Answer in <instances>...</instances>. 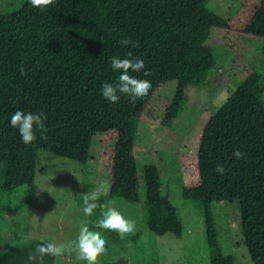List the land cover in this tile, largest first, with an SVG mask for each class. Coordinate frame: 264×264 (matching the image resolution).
<instances>
[{
	"label": "trees",
	"instance_id": "1",
	"mask_svg": "<svg viewBox=\"0 0 264 264\" xmlns=\"http://www.w3.org/2000/svg\"><path fill=\"white\" fill-rule=\"evenodd\" d=\"M199 1L206 5L211 0ZM178 3L54 0L41 10L23 0L13 35L0 43V217L12 219L28 203L20 201L18 194L22 187L34 185L38 150L86 162L96 132H116L106 197L139 202L133 147L145 107L160 85L176 81L162 120L169 125L187 100L185 88L205 82L215 66L212 49L205 43L211 28L228 26L225 18L205 9L182 23L177 17ZM241 31L260 38L264 48V0ZM125 38L136 46H121ZM112 57L144 60V70L129 74L151 81L147 96L132 100L119 94L117 103L102 96L101 85L115 83L120 75L111 67ZM17 110L46 116L45 130L36 129L37 139L30 145L10 125ZM237 150L243 153L240 159L233 155ZM218 165L224 166L223 174L216 172ZM197 175L198 184L184 187L182 196L203 211L210 264L234 261L222 252L211 213V203L222 200L238 201L244 244L252 262L264 264V74L251 72L204 125L197 148ZM143 181L146 229L180 239L182 222L162 194L155 166L143 167ZM98 203H105V198ZM90 217V230L99 231L107 241L105 252L123 242L117 232L94 226L101 218L99 208ZM42 240L0 247V264H28L29 253ZM55 259L45 256L43 264H54ZM98 264L129 262L119 257Z\"/></svg>",
	"mask_w": 264,
	"mask_h": 264
},
{
	"label": "rangeland",
	"instance_id": "2",
	"mask_svg": "<svg viewBox=\"0 0 264 264\" xmlns=\"http://www.w3.org/2000/svg\"><path fill=\"white\" fill-rule=\"evenodd\" d=\"M23 0H0V43L8 41L18 23ZM261 0H179L177 17L189 23L205 9L228 22L212 27L206 44L211 47L215 66L205 82L185 88L187 100L169 125H164L166 107L171 102L176 81L160 85L140 118L133 154L139 179V202L107 198L116 132H96L89 157L78 162L46 150H38L34 185L22 187L19 200L26 205L12 219L0 217V247L43 238L63 244L66 251L54 264H87L77 259L75 242L82 224L91 221L83 212V195L107 188L101 197L114 201L136 230L119 245H111L98 263L124 257L129 264H210L203 211L186 203L182 190L198 184L197 148L208 119L251 72L264 74V48L260 38L245 35L247 24ZM157 168L162 194L174 205L183 226L180 239L171 234L158 236L145 227L143 167ZM211 213L219 245L233 264H254L244 244L238 201H213ZM139 232V233H138ZM139 234L134 241L132 238ZM102 234V233H101ZM103 236V235H102Z\"/></svg>",
	"mask_w": 264,
	"mask_h": 264
},
{
	"label": "clouds",
	"instance_id": "3",
	"mask_svg": "<svg viewBox=\"0 0 264 264\" xmlns=\"http://www.w3.org/2000/svg\"><path fill=\"white\" fill-rule=\"evenodd\" d=\"M31 6L38 9H46L54 3V0H29ZM121 46L136 45L130 38H125L119 42ZM128 53V57H131ZM110 64L114 71L120 72L118 80L115 83L104 82L101 85V94L109 103H117L120 99L119 94H125L132 100L143 98L148 95L152 87L151 81L147 79H138L130 75L129 72L139 73L145 69V62L140 58H110ZM23 74V67L20 68ZM144 75H150V72L144 71ZM46 116L42 112L25 113L22 110L15 111L10 118V125L18 129L22 142L25 145L32 144L36 139V129L43 132L45 130ZM43 139V135H41ZM233 155L240 159L243 153L235 151ZM218 174L225 172L223 165H218L216 168ZM107 188L102 190H92L83 195V212L87 216H92L94 211L99 208L101 218L95 221V227L102 228L108 231L117 232L121 238L133 233L136 230L134 221L125 218V216L114 207V201L109 200L106 203H98L102 193H106ZM107 241L103 238L99 231L90 230L87 223H84L79 228L77 241L75 242V251L77 259L86 261L87 264H97L98 258L106 251ZM66 249L63 244H58L53 241L42 240L33 252L28 255V264H43L45 256L60 257L65 253Z\"/></svg>",
	"mask_w": 264,
	"mask_h": 264
}]
</instances>
